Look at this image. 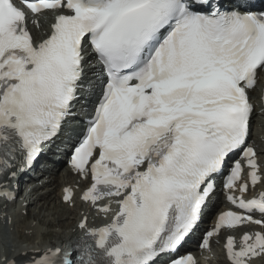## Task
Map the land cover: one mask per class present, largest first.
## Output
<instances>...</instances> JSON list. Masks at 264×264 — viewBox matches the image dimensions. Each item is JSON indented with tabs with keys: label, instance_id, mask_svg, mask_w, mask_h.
Listing matches in <instances>:
<instances>
[{
	"label": "snow or ice",
	"instance_id": "1",
	"mask_svg": "<svg viewBox=\"0 0 264 264\" xmlns=\"http://www.w3.org/2000/svg\"><path fill=\"white\" fill-rule=\"evenodd\" d=\"M45 10L54 22L37 39L29 16ZM86 47L102 94L71 165L91 178L82 199L109 219L100 227L82 219L93 242L75 257L47 249L30 264H154L194 230L231 154L242 151L252 185L261 180L246 145L249 93L264 71V10L244 0H0V176L31 165L57 134L77 98ZM243 172L236 160L223 184L240 211L221 212L200 244L208 249L222 229L260 226L239 241L227 236L230 264L264 256V191L246 199ZM64 193L71 202L72 189ZM0 197L14 193L0 188Z\"/></svg>",
	"mask_w": 264,
	"mask_h": 264
},
{
	"label": "rangeland",
	"instance_id": "2",
	"mask_svg": "<svg viewBox=\"0 0 264 264\" xmlns=\"http://www.w3.org/2000/svg\"><path fill=\"white\" fill-rule=\"evenodd\" d=\"M258 127H260V126L258 125V123L255 120L253 122V125L251 126V131L258 128ZM47 186H49L48 187L49 189L53 190V186H50L48 184H47ZM45 197L46 198L43 199V202L32 203L30 205V209H31V212L33 211L35 213H38V216L40 217L39 222H38V219H34V220H36L37 223H41L40 224L41 230L42 231H48L51 233L49 235V237L45 238V241H46V239H48L49 241H52L55 239V237L56 238L59 237L61 235V232L63 235H65L66 229L72 228V226H73L72 221L74 222V220L77 219V217H78L77 216L78 209L75 210L74 207H69V209L66 210L62 206H58V205L62 204L59 198L58 199H56L55 197L53 198V195H51V197H49L48 194ZM56 202L57 203L60 202V204L59 203L57 204ZM42 205L44 206L43 210H42V212L39 213L38 212L39 208ZM74 214L76 215V217H74V219H73L72 217ZM30 221H31V218H28L27 220L21 219L20 222H18L17 225L14 227V229L16 227L18 229H20L22 225L24 226V225L28 224ZM48 222H50V224H48ZM51 223H52V225H51ZM38 226L39 225L37 224V226L35 228L38 229ZM5 238L7 239V241L10 242V245L11 244L18 245L21 243H25V241L20 239L18 237V235H16L15 233H12L8 236L5 235ZM28 238L29 237H27V240L29 241L32 237L29 239ZM36 242H42V239L39 238L36 240ZM31 243H33V241H31ZM211 254H212L213 258H216L214 251ZM213 264H225V263L216 262ZM255 264H264V257L261 258Z\"/></svg>",
	"mask_w": 264,
	"mask_h": 264
},
{
	"label": "bare ground",
	"instance_id": "3",
	"mask_svg": "<svg viewBox=\"0 0 264 264\" xmlns=\"http://www.w3.org/2000/svg\"><path fill=\"white\" fill-rule=\"evenodd\" d=\"M47 16H50V14H47ZM38 18V17H37ZM29 22H31V20L29 21ZM43 28L44 29H47V28H45V26H43ZM38 32L37 31H33V34L34 35H36ZM257 87H254V89L252 90V95L253 96H255V97H259L258 96V94L259 93H257ZM258 111H256V113H257ZM259 114V113H258ZM258 114L256 115V118H258ZM261 157V156H260ZM67 174V173H66ZM67 175H69V174H67ZM69 176H71V175H69ZM55 176H53V174L51 175V180H52V182H54L55 181V179H57V178H55ZM51 183V182H50ZM62 183H65V182H60V181H58V184H59V187H60V189L62 188ZM70 183V182H69ZM66 184V183H65ZM54 190V189H53ZM53 193V192H52ZM61 193L62 192H60L59 193V189H58V193L56 194V192H54V194H53V198L54 197H56L57 196V199L59 198L60 199V195H61ZM59 196V197H58ZM46 198V197H45ZM46 201V200H45ZM57 203V202H56ZM59 204H60V202H58ZM57 203V204H58ZM62 203V202H61ZM44 204V203H43ZM58 206H62L64 209H66L67 210V208H66V205L65 204H60V205H58ZM43 205L42 206H40V208H39V213L40 212H42V210H43ZM29 215H31L32 216V219L34 220V219H38V222H39V220H40V217L38 216V213H35V212H29ZM2 216H1V214H0V223H2ZM20 222V221H19ZM72 223H74V222H72ZM48 224H50V222H48ZM63 224V223H62ZM51 225H52V223H51ZM33 228H35V227H33ZM74 229H76V227H74ZM50 232H47V233H45V234H49ZM24 237H26V240H27V237H29V238H31L32 236H24ZM28 238V239H29ZM31 240V239H30ZM29 240V241H30ZM14 242V241H13ZM31 243V242H30ZM22 250H24V247H21L20 249H18V251L17 252H21ZM40 256V254H38V253H32L31 251H26V252H24L23 254H21V255H19V256H16V257H14L13 258V260H16V259H18L19 261H22V260H24V259H27L28 261H31V260H33L34 258H38ZM1 257H2V255H0V260H1ZM223 259H224V261L226 262V258H225V256L223 257Z\"/></svg>",
	"mask_w": 264,
	"mask_h": 264
}]
</instances>
